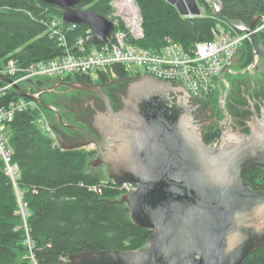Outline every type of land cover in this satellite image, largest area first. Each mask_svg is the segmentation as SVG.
<instances>
[{
	"label": "water",
	"instance_id": "obj_1",
	"mask_svg": "<svg viewBox=\"0 0 264 264\" xmlns=\"http://www.w3.org/2000/svg\"><path fill=\"white\" fill-rule=\"evenodd\" d=\"M41 1L62 8L59 18L63 23L87 25L95 45L106 44L115 29L109 17L77 7L79 0ZM167 1L188 17L202 16L206 8L199 0ZM206 1L210 16L245 27L253 53L261 57L262 67L257 64L255 69L264 70V44L254 32L264 13L245 23L227 17L221 0ZM0 79L13 83L20 96L54 111L57 123L64 125L60 112L43 97L29 93L2 73ZM134 80L124 109L104 124L108 136H91L71 125L88 137L69 144L55 130L66 150L95 143L100 155L93 165L107 163L115 184H137L136 190L115 202L125 203L134 223L152 234L143 249L81 251L56 264H243L252 252L264 247V190L255 189L244 178L252 168L264 169V113L252 124L249 135L226 136L213 149L204 142L191 112L180 110L169 97L178 90L186 93L184 86L148 74ZM60 84L80 87L71 82Z\"/></svg>",
	"mask_w": 264,
	"mask_h": 264
},
{
	"label": "trees",
	"instance_id": "obj_2",
	"mask_svg": "<svg viewBox=\"0 0 264 264\" xmlns=\"http://www.w3.org/2000/svg\"><path fill=\"white\" fill-rule=\"evenodd\" d=\"M113 1L79 0L76 6L108 17ZM199 1L206 6L207 14L188 17L167 0H136L144 28L139 44L159 50L166 37L185 47L211 40L220 20L210 16L211 6L206 0ZM221 1L227 17L245 23L264 13V0ZM62 11L41 0H0V66L11 57L23 64L59 57L63 47L49 34L46 22L60 19ZM87 28L85 24L74 25L66 33L67 40L75 42ZM259 39L264 43V34L259 33ZM241 59L244 66L252 62L249 41L241 47ZM116 70L119 75L127 74L121 66ZM5 84L0 79V86ZM19 98L10 88L2 102ZM36 119L37 111L27 110L10 123L13 161L20 167L18 189L29 210L26 220L20 213L17 188L0 158V264H56L62 262L61 257L81 251L145 248L152 231L134 223L125 203L115 202L125 193L119 185L87 170L92 151L54 146ZM247 178L255 189L264 190V169H252ZM243 264H264V247L252 252Z\"/></svg>",
	"mask_w": 264,
	"mask_h": 264
},
{
	"label": "built area",
	"instance_id": "obj_3",
	"mask_svg": "<svg viewBox=\"0 0 264 264\" xmlns=\"http://www.w3.org/2000/svg\"><path fill=\"white\" fill-rule=\"evenodd\" d=\"M108 17L114 22L115 29L108 42L102 45L92 43L93 32L89 27L75 42L70 43L66 33L74 24L64 25L60 19L47 20V31L58 39L63 53L55 59L29 64H23L18 58L11 57L0 66V73L12 78L14 83L29 93L41 96L44 89L39 82L45 78L62 79L78 74L92 79L103 75L115 77L118 75L116 66H121L126 73L136 74H139L138 68L143 67L145 74L181 84L193 97L204 99L213 93L219 83L226 81V72L232 73V66L244 43L249 41L252 44L250 33L245 31L244 26L236 27L219 21L213 28L211 40L185 47L166 37L162 48L154 50L139 44V40L144 37V28L142 12L136 0H114L113 11ZM254 32L258 36L259 33L264 34V15L257 21ZM259 61L260 55L253 53L248 68L254 69ZM10 88L15 91L13 83L6 82L0 86V158L5 163L6 173L17 188L20 213L26 220L29 210L18 189L20 167L13 161L10 123L18 113L36 110L37 119L45 121L43 130L53 139V145L62 149L63 147L52 120L40 103L22 96L2 102L6 90ZM217 143L213 141L211 144L216 146ZM119 187L127 193L136 190L137 184L123 183ZM92 188L96 189L95 186ZM67 259L61 257L62 262ZM34 264L38 263L35 261Z\"/></svg>",
	"mask_w": 264,
	"mask_h": 264
},
{
	"label": "flooded vegetation",
	"instance_id": "obj_4",
	"mask_svg": "<svg viewBox=\"0 0 264 264\" xmlns=\"http://www.w3.org/2000/svg\"><path fill=\"white\" fill-rule=\"evenodd\" d=\"M241 60L237 62L241 66L239 76L232 82L226 79L225 82L219 83L209 97L197 99L188 91L183 93L180 90L172 92L169 96L173 103H177L180 110L191 112L200 128L204 142L210 148H219L226 136L249 135L252 131V124L264 113V70L255 68L251 70L248 68L249 64L244 66ZM258 64L262 67L261 61ZM234 73L232 71V74ZM139 75L146 74H118L115 77L102 76L94 80H83L77 75L71 79H45L41 82L43 89L58 85L42 92L41 96H44L45 100L60 112L64 125L57 123L54 111L49 110L48 115L49 117L54 115L52 119L54 128H57L64 141L69 144L80 142L88 135L99 137L109 135L107 125L104 127V124L108 120H114V115L124 109L130 84ZM60 82H71L80 87H72L60 84ZM93 84L92 89L85 88ZM217 92L220 99L219 105L213 101ZM45 93L50 94L48 100ZM71 125L85 129L88 135L70 127ZM213 141L218 142L216 146L211 144ZM88 148L93 154V160L90 163L91 170L99 173L98 168L104 166L109 176L110 167L107 163L93 165L100 155L98 146L93 143L88 145ZM252 169L245 173V179L249 180L247 177ZM106 179L111 180L110 176Z\"/></svg>",
	"mask_w": 264,
	"mask_h": 264
},
{
	"label": "rangeland",
	"instance_id": "obj_5",
	"mask_svg": "<svg viewBox=\"0 0 264 264\" xmlns=\"http://www.w3.org/2000/svg\"><path fill=\"white\" fill-rule=\"evenodd\" d=\"M207 9L206 8H204V11H203V14H207ZM241 59V53H240V55H239V58L237 59V62L239 61ZM236 62V63H237ZM240 68H241V66H240V64L239 63H237L236 65H234L233 67H232V70L235 72L234 74H230V73H228V72H226L225 73V77L227 78V79H229V81L230 82H232L235 78H237L238 76H239V72L241 71L240 70ZM138 71H139V74H145V72H146V70H145V68H143V67H139L138 68ZM46 79V78H45ZM47 80V79H46ZM45 97L47 98V100L49 99V97H50V94L49 93H45ZM214 102H215V104L216 105H219L220 104V99H219V93L217 92L216 93V95H215V97H214V100H213ZM51 120L53 119V117H49ZM36 122H37V125L40 127V128H43V125H44V123H45V121H44V119H37L36 120ZM85 149H87V150H89L90 148H88V147H85ZM92 157H93V155H92ZM92 157H90L89 158V165H88V167H87V170H91V165H90V163L92 162V160H93V158ZM104 178H109V176H108V170H107V168L106 167H104V166H102V167H99L98 168V170H97Z\"/></svg>",
	"mask_w": 264,
	"mask_h": 264
}]
</instances>
